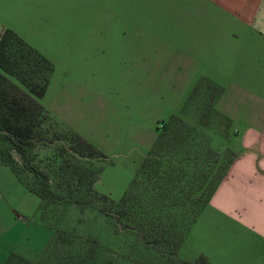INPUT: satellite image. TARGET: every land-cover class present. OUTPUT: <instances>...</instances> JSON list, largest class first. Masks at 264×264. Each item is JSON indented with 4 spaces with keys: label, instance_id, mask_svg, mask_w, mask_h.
I'll list each match as a JSON object with an SVG mask.
<instances>
[{
    "label": "rangeland",
    "instance_id": "rangeland-1",
    "mask_svg": "<svg viewBox=\"0 0 264 264\" xmlns=\"http://www.w3.org/2000/svg\"><path fill=\"white\" fill-rule=\"evenodd\" d=\"M118 1L110 0L112 9L107 20L119 24L144 22L147 29L144 30L143 53L127 58L125 39L117 30L116 36L106 44L104 53L97 45L91 47L95 48L94 53H83V70L80 76H75L72 72H64L68 64L61 58L62 48L55 38L58 26L63 22L95 21L90 14L94 0H45L43 15H38L35 21L20 14L19 4L14 1L0 0V34L5 28L14 30L33 47L44 51L53 63L49 83L40 98L51 115L49 121L55 122L54 126L64 132L72 130L81 134L103 153L101 171L93 187L114 200L122 196L130 183L155 139L162 119L171 114L179 115L195 126L201 134L199 141L207 147L220 155L227 151L233 155V150L238 149L237 127L229 120L224 108L234 111L240 105L261 107L264 99V85L250 86L255 94H235L227 85L221 94L212 81L221 86L234 79H200L203 73L208 74L225 64L218 61V56L227 53L225 47L213 46L209 40H204V44L192 47L189 53L186 41L196 42L192 31L170 29L168 15L125 13L119 9ZM49 13L56 19L47 15ZM10 78L17 81L13 76ZM54 143L38 144L34 148L36 157L52 151ZM13 154L18 156L15 151ZM225 157L222 155L221 158ZM18 181L9 165L0 158V264L7 246L32 249L40 242L32 222L16 214V209L26 210L31 206L22 195ZM51 184L56 186L58 182L52 180ZM39 217L37 209L34 218L47 226ZM46 221L53 224L54 229H65L78 239L97 237L107 255L118 257L128 251L131 237L115 234L110 221L96 208L87 207L80 212L70 204L62 215L49 212ZM49 229L53 236L54 229ZM50 242L37 259L32 255L34 262L41 258ZM185 247L191 248L189 244ZM185 251L182 258L186 256ZM194 256L186 258L192 260L198 255ZM10 264L18 263L12 259Z\"/></svg>",
    "mask_w": 264,
    "mask_h": 264
},
{
    "label": "trees",
    "instance_id": "trees-1",
    "mask_svg": "<svg viewBox=\"0 0 264 264\" xmlns=\"http://www.w3.org/2000/svg\"><path fill=\"white\" fill-rule=\"evenodd\" d=\"M53 63L14 30L0 34V158L38 196L40 221L64 214L70 204L96 208L115 234L131 237L126 254L107 255L94 236L78 239L54 229L49 246L34 262L11 252L4 264H212L204 254L192 260L178 250L234 158L201 141L195 126L179 115L162 119L158 132L124 193L114 200L94 189L103 153L81 134L57 129L41 103ZM17 79L14 81L10 78ZM207 79V78H201ZM212 81L211 79H209ZM220 93L222 87L212 81ZM55 142L36 157L38 144ZM15 151L18 156H14ZM58 182L56 186L51 181Z\"/></svg>",
    "mask_w": 264,
    "mask_h": 264
},
{
    "label": "crops",
    "instance_id": "crops-1",
    "mask_svg": "<svg viewBox=\"0 0 264 264\" xmlns=\"http://www.w3.org/2000/svg\"><path fill=\"white\" fill-rule=\"evenodd\" d=\"M12 1L19 4L20 14L27 19L35 21L38 15H43L45 0ZM118 3L119 9L125 13L168 15L170 29L192 31L196 42L186 41L189 53L192 47L204 44V40H209L213 46L225 47V56H218V61L225 64L201 76L214 80L234 79L221 84V94L227 85L235 94H255L251 87L264 85V80H261L264 79V0H120ZM92 5L90 14L95 21L63 22L58 26L55 38L62 48L60 56L68 64L64 72H72L75 76H80L83 70V53H94L93 45L104 53L106 44L116 36L117 30L125 39L124 54L127 58L143 53L146 42L144 22L119 24L108 21V12L112 9L110 0H94ZM53 14L58 15L57 12ZM53 14L47 15L56 19ZM40 52L48 56L44 51ZM245 79L257 80L247 82ZM262 101L261 107L240 105L234 111L224 108L229 120L237 127L238 149L233 150L234 158L225 175L181 243L178 250L181 258L183 250H190L185 251L183 259L191 260L186 257L202 253L212 264H264L263 98ZM18 182L22 195L31 202V206L26 210L16 209V214L27 217L34 232L43 238L38 235L40 242L32 249L7 246L2 264L11 252L34 261L32 255L37 259L52 237L49 227L34 218L38 196ZM186 244L191 248L186 249Z\"/></svg>",
    "mask_w": 264,
    "mask_h": 264
}]
</instances>
